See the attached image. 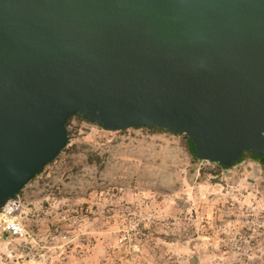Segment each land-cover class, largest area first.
<instances>
[{"label": "water", "instance_id": "water-1", "mask_svg": "<svg viewBox=\"0 0 264 264\" xmlns=\"http://www.w3.org/2000/svg\"><path fill=\"white\" fill-rule=\"evenodd\" d=\"M75 116L186 135L223 167L264 156V0H0V208Z\"/></svg>", "mask_w": 264, "mask_h": 264}, {"label": "rangeland", "instance_id": "rangeland-1", "mask_svg": "<svg viewBox=\"0 0 264 264\" xmlns=\"http://www.w3.org/2000/svg\"><path fill=\"white\" fill-rule=\"evenodd\" d=\"M20 196L25 238L0 264H264V163L196 161L183 134L73 117Z\"/></svg>", "mask_w": 264, "mask_h": 264}, {"label": "built area", "instance_id": "built-area-1", "mask_svg": "<svg viewBox=\"0 0 264 264\" xmlns=\"http://www.w3.org/2000/svg\"><path fill=\"white\" fill-rule=\"evenodd\" d=\"M68 127L69 125L67 128ZM206 163L217 164L211 162ZM23 191L24 190H22V192ZM20 194H18L14 199L10 200L0 210V228L2 233L9 238L21 239L25 238L27 235L25 225L23 224L22 220H20V212L22 210V200Z\"/></svg>", "mask_w": 264, "mask_h": 264}, {"label": "trees", "instance_id": "trees-1", "mask_svg": "<svg viewBox=\"0 0 264 264\" xmlns=\"http://www.w3.org/2000/svg\"><path fill=\"white\" fill-rule=\"evenodd\" d=\"M80 117V116H79ZM80 119H82V117H80ZM69 122H70V120H69ZM68 122V123H69ZM98 125V124H97ZM67 126H68V124H67ZM148 128H150V127H148ZM162 130H164V129H162ZM165 131H167V130H165ZM167 132H169V131H167ZM185 136V138H186V142H187V145H188V148H189V151H190V153H191V155L193 156V158L196 160V161H199V159H198V157H197V154H196V151H195V147H194V144H193V142L186 136V135H184ZM250 153V152H249ZM251 157L252 158H254V159H257V160H260L262 163H264V156H257V155H254V154H252L251 153ZM245 158V155L239 160V161H237V162H235L232 166H230V167H223V166H220L219 165V167L220 168H223V169H230V168H232V167H234V166H236L238 163H240L241 161H243V159ZM0 210H1V208H0Z\"/></svg>", "mask_w": 264, "mask_h": 264}, {"label": "flooded vegetation", "instance_id": "flooded-vegetation-1", "mask_svg": "<svg viewBox=\"0 0 264 264\" xmlns=\"http://www.w3.org/2000/svg\"><path fill=\"white\" fill-rule=\"evenodd\" d=\"M247 153H249V152H247ZM245 154H246V153H245ZM245 154H244V155H245ZM249 154H250V156H252L251 153H249ZM244 155H243V156H244Z\"/></svg>", "mask_w": 264, "mask_h": 264}]
</instances>
